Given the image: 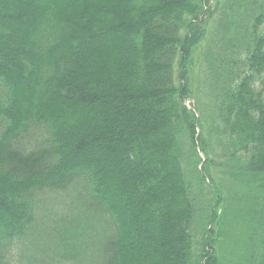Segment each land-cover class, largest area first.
<instances>
[{"label": "trees", "instance_id": "trees-1", "mask_svg": "<svg viewBox=\"0 0 264 264\" xmlns=\"http://www.w3.org/2000/svg\"><path fill=\"white\" fill-rule=\"evenodd\" d=\"M210 1L0 0V264H264V0Z\"/></svg>", "mask_w": 264, "mask_h": 264}, {"label": "rangeland", "instance_id": "rangeland-1", "mask_svg": "<svg viewBox=\"0 0 264 264\" xmlns=\"http://www.w3.org/2000/svg\"><path fill=\"white\" fill-rule=\"evenodd\" d=\"M222 0H211L210 2H209V5H207L206 6V8H209V7H211V8H214L215 6H217L218 7V5H219V3L221 2ZM201 19H202V22L203 21H205V22H208V20H207V18H203V17H201ZM185 106L187 107V109L188 110H191V111H194V109H195V100H192V99H189V100H187L186 102H185ZM200 156H201V159H202V162H204V165L207 163V161H206V159H205V157L202 155V154H200ZM204 165H201L200 164V168L202 167V166H204ZM214 174V173H213ZM220 182V183H219ZM239 182V181H238ZM237 180L235 179V176L233 175V174H230L229 172H228V170L227 169H222L221 170V172L219 173V175H218V179H215V184L217 185V186H219V188H223V187H232V186H235V185H237ZM221 186H220V185ZM221 193H222V195H223V191L221 190Z\"/></svg>", "mask_w": 264, "mask_h": 264}]
</instances>
